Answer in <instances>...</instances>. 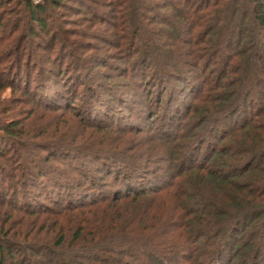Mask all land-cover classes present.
Instances as JSON below:
<instances>
[{
	"label": "trees",
	"instance_id": "trees-1",
	"mask_svg": "<svg viewBox=\"0 0 264 264\" xmlns=\"http://www.w3.org/2000/svg\"><path fill=\"white\" fill-rule=\"evenodd\" d=\"M63 14L80 19L65 23ZM23 16L28 20L22 27L23 19L16 18ZM102 25L111 27L114 42L106 34L91 36L90 30L105 33ZM0 45L5 46L0 66L8 62L0 71V91L21 97L6 104H20L19 115L28 103H35L33 113L36 108L60 117L69 112L75 125L58 137L49 126L34 127L33 120L0 126V174L12 194L19 183L40 188L44 180L62 200L44 216L23 209L29 221L22 237L0 228V264H232L237 259L226 257L227 250L241 253L245 247L236 240L242 229L264 221V189L261 197L254 195L264 188V0H0ZM40 51L48 55L45 61ZM116 57L128 58L131 77L133 72L140 80L148 103L155 92L159 105L164 93H173L171 85H183L193 99L184 107V119H174L181 115L176 109L153 131V143L163 141L167 149L160 174L150 171L155 161L144 151L137 155L142 144L123 149L119 139L96 143L99 131L113 132L102 122L113 126L114 119L99 105L102 85L85 83L92 95L79 97V73L112 71ZM32 72L36 91L46 90V98L30 93ZM175 121L180 122L176 135ZM59 158L70 159L69 168L55 166ZM90 163L97 165L93 171ZM92 172L111 181L108 190L99 189L101 178ZM185 174L191 176L179 181ZM44 228L50 236L39 234Z\"/></svg>",
	"mask_w": 264,
	"mask_h": 264
},
{
	"label": "rangeland",
	"instance_id": "rangeland-1",
	"mask_svg": "<svg viewBox=\"0 0 264 264\" xmlns=\"http://www.w3.org/2000/svg\"><path fill=\"white\" fill-rule=\"evenodd\" d=\"M33 4H41L43 3V0H30ZM15 3V2H14ZM14 4L11 5V8H13ZM19 9V8H18ZM165 11L162 10L160 13H164ZM61 13V12H59ZM20 15V14H19ZM65 16L63 21L65 23H71V22H78L80 19V16L77 15H64ZM17 17L16 15L11 16V22H13V18ZM26 17V16H23ZM19 17L16 19H23L22 20V27L27 23V17L23 18ZM50 23V22H49ZM83 24H85L83 22ZM158 26V25H156ZM76 27V26H72ZM102 28L106 31L104 32H94L90 30L89 33L92 37L98 34H106V38L114 42V37L111 31V27L108 25H102ZM27 29V27H26ZM102 45V44H99ZM3 48H5L4 45H0V51H3ZM58 48L56 47V52H53L51 55L52 58L58 55ZM113 51V50H111ZM116 53V51H115ZM38 56L43 58V61H45L48 58V55L45 52H39ZM127 57V56H126ZM37 58L36 55L33 56L32 63L35 62V59ZM14 59V57L11 58V60ZM26 58L24 57V60ZM117 57L112 59L114 62V67L116 69L112 71H106L104 74L100 70L98 72L97 70H92L89 68L88 70H83L79 73L80 82L83 83L79 89H78V95L81 97L92 95L89 91V88H87V85H90L89 83L91 81H94L95 84L98 83V85H102L103 88H99V91H97V94L99 96V105L102 106V110H106L112 115L113 117V126H109V123L106 120L102 122L103 126H107L110 129H113V132L109 134L110 132H91L93 134H97L96 137V143L99 145L104 144L106 141L113 140V139H119L120 143L123 147V149H128V146L134 147V145L137 143L142 144V146L137 150V155L141 157L142 153H145L144 156H148L150 159L152 158L153 164H149L150 171H154L158 174H160L161 170L165 168L166 164H163L160 162L163 158L166 157V144L165 142L161 143H153L155 141V136L153 135V131H157V129H160V126L163 122V119L165 116H171L175 115V110H179L180 116L177 114L175 115V120H181L184 119L187 115L185 112L184 107L193 102L192 97L190 94H188L187 91L184 90L183 85H171L169 87L172 88L173 93L170 94V92L164 93L160 98V103L158 105V102L154 101L157 99V95H155V92L151 95V100L149 103L146 100V91L143 89V87H140L139 85H142L140 83V80H136L134 78V73L129 72V69L131 68V64L128 65V58L125 59V61H117ZM10 60V61H11ZM67 60H65L64 63H66ZM8 62L5 64H1L0 71L7 69ZM98 72V74H96ZM6 74V73H5ZM24 75V74H23ZM22 75V78L24 77ZM106 75V76H104ZM36 78L35 72H32L31 77V85H30V93L33 92L38 94L39 96H42L46 98L45 95H47L46 90L41 91L40 89L38 91L37 88H35V83L33 84L34 80ZM86 83V84H85ZM101 95V98H100ZM38 96V97H39ZM21 98L20 92L13 93L10 89H5L3 91H0V126L5 125V123L11 121L12 119H22L23 121L27 122L29 124L32 120V125L34 127H42L43 129L47 126L50 127L49 133L53 134L55 133L56 136H60V133L65 127H69L70 124L71 128H74V123H71L70 121L73 120L72 114L69 112H64V115L60 117L59 114L55 113H44V109L36 108L38 109L37 112L33 113L31 109H34V104H23V108L25 111V115L30 113L32 114L31 118L26 117L24 114L19 115L18 109L21 107L20 104H16L14 106H10L9 104H6L7 101L15 100ZM252 98H250L251 100ZM23 100H25L23 98ZM87 100V99H86ZM26 101V100H25ZM5 104V105H4ZM80 101L77 100L75 103L76 108L79 107ZM7 107V110H3V107ZM9 107V108H8ZM169 109V110H168ZM168 110V111H167ZM31 111L30 113H28ZM155 117V118H154ZM172 119V123L173 120ZM172 127V133L176 135V132H178V125H180V122L177 123ZM261 121L258 122V124ZM164 123H167L165 121ZM37 124V125H36ZM234 123L232 122L227 126V130H230V127H232ZM181 128V126H179ZM223 128V127H222ZM226 129V127L224 128ZM137 132H140V135H138ZM153 132V133H152ZM1 133V132H0ZM88 133V130L86 134ZM105 133V134H104ZM37 134V132H35ZM85 134V133H84ZM1 135V134H0ZM238 135V134H236ZM36 137V136H35ZM56 137V138H57ZM236 137V136H235ZM234 137V138H235ZM55 138V137H54ZM164 139V138H163ZM236 139V138H235ZM41 138L36 137L35 141H40ZM52 140V139H51ZM53 141V140H52ZM98 141V142H97ZM164 141H166L164 139ZM211 141V140H209ZM62 141H54V143H59L58 146L63 145L61 143ZM95 144V143H94ZM5 146V145H3ZM205 147V146H204ZM144 151V152H142ZM142 152V153H141ZM36 153V150L34 151ZM141 153V154H140ZM28 161L31 160L32 156H28ZM42 158L43 156H39ZM38 158V159H40ZM1 161V160H0ZM39 161V160H37ZM41 162V161H40ZM55 166L63 167V169L69 168L67 167L70 164V159H57ZM2 163V161H1ZM41 164V163H40ZM72 164L74 167L78 166V162L73 161ZM87 164V163H86ZM89 167H91V170L93 171L96 164L90 163L88 164ZM82 172V166L80 168ZM60 170V169H59ZM142 172V171H141ZM92 174L99 176L101 178L100 182L102 186L99 187V189H104V191L108 190L109 187H107L110 184V180H105L102 173H96L92 172ZM73 177H76V181H80V183L84 184L85 180L81 178V176H78L77 174L73 173ZM153 174L151 173V176ZM191 176V174H185L182 178L179 179V181H183L186 177ZM150 176V177H151ZM40 188L34 186V184L25 183L24 185L18 184L15 185V192L14 195L12 194V189H9V187L6 186V182L4 183L3 177L0 174V228L2 226H5L6 229H8L11 233H17L21 234L27 232V222L29 221V218H23V209H26L27 211H39L40 213H43V216L46 215L47 209H53L55 208L54 203L55 202H61V196L58 195L56 192L57 190H54L52 185L49 183H45L44 180H39ZM63 183V182H62ZM262 189H259L254 193L256 197H261L262 195ZM97 190V187L95 188V191ZM59 193L63 194L64 190L61 187L58 188ZM21 193L25 194V197L22 198ZM12 195V196H11ZM264 195V194H263ZM256 200V199H255ZM254 200V201H255ZM48 209V210H49ZM14 211V212H13ZM11 214L12 217H11ZM30 219H33L30 218ZM261 220V219H260ZM41 221H39L40 223ZM25 225V227H23ZM252 226V225H250ZM254 228H249L248 230H243L240 232V237H237L238 244L244 246L245 248H242L241 253L245 255L244 260L242 258L241 253L231 252V251H224L227 254L226 257L230 258L232 255L235 256L237 259L234 260L232 264H264V221H261V223L254 224ZM41 227V226H40ZM52 233V232H51ZM50 231H47L45 228L40 231V235H46L50 236ZM3 235L0 234V242H3L2 240ZM10 241H13L16 243V240L11 237V235L8 238ZM205 238H203L201 241L203 242ZM260 243V244H259ZM235 243H233L234 246ZM238 245V246H239ZM205 249V248H204ZM209 250V249H206ZM211 250V249H210ZM240 251V250H239ZM230 263V260L227 262V264Z\"/></svg>",
	"mask_w": 264,
	"mask_h": 264
}]
</instances>
